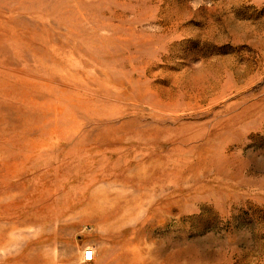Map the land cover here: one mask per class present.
Wrapping results in <instances>:
<instances>
[{
	"label": "rangeland",
	"instance_id": "rangeland-1",
	"mask_svg": "<svg viewBox=\"0 0 264 264\" xmlns=\"http://www.w3.org/2000/svg\"><path fill=\"white\" fill-rule=\"evenodd\" d=\"M0 264H264V0H0Z\"/></svg>",
	"mask_w": 264,
	"mask_h": 264
},
{
	"label": "built area",
	"instance_id": "built-area-1",
	"mask_svg": "<svg viewBox=\"0 0 264 264\" xmlns=\"http://www.w3.org/2000/svg\"><path fill=\"white\" fill-rule=\"evenodd\" d=\"M93 260V251H87L84 254V261L91 262Z\"/></svg>",
	"mask_w": 264,
	"mask_h": 264
}]
</instances>
